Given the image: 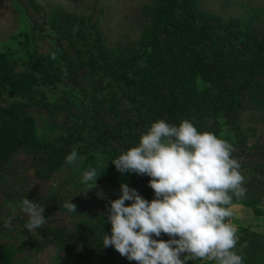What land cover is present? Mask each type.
Masks as SVG:
<instances>
[{
  "label": "trees",
  "instance_id": "trees-1",
  "mask_svg": "<svg viewBox=\"0 0 264 264\" xmlns=\"http://www.w3.org/2000/svg\"><path fill=\"white\" fill-rule=\"evenodd\" d=\"M28 3L41 14L36 0ZM143 14L150 20L145 23L144 40L134 49L109 47L90 19L52 13L46 28L55 37L51 53L39 54L36 47L32 52L29 41L16 50L19 59L15 52L0 50V207L6 204L28 235L24 240L17 237L19 245L8 241L0 247V264L22 263L18 251L31 246L35 254L53 247L56 264H136L102 244L103 235H110L108 202L119 197L121 183L146 200L154 194L147 175L121 174L111 160L135 146L140 133L158 119L176 126L188 119L198 130L232 143L246 189L245 197L233 198L232 205L242 203L255 216L264 213V141L248 143L238 122L244 109L264 112V29L202 9L196 0H155L143 8ZM41 20L46 22L43 16ZM19 61L23 70H15ZM73 93L88 99L91 115L50 138L55 124L44 117L51 116L48 106L55 101H43ZM36 118H41L40 135ZM75 147L82 160L65 164ZM17 157L25 164L20 167L24 176L31 170L49 181L62 169L70 176L39 198L24 190L11 193L2 183ZM106 163L96 180L98 187L88 191L90 196L81 193L86 188L82 172L89 167L102 170ZM101 190L106 198L98 197ZM24 195L44 205L43 215L48 218L33 234L18 207ZM66 201L76 205L75 213L63 207ZM59 212L67 218L66 224L49 218ZM237 235L234 250L244 258L243 264H264V232L244 226ZM154 238L169 239L163 233Z\"/></svg>",
  "mask_w": 264,
  "mask_h": 264
},
{
  "label": "clouds",
  "instance_id": "clouds-1",
  "mask_svg": "<svg viewBox=\"0 0 264 264\" xmlns=\"http://www.w3.org/2000/svg\"><path fill=\"white\" fill-rule=\"evenodd\" d=\"M233 152L228 140L198 130L188 119L178 126L162 119L152 122L140 133L138 143L111 163L121 174L147 175L153 199L146 200L121 183L119 197L108 202L106 217L111 227L110 235H103V246L136 264H189L192 260L243 264L244 258L234 250L238 228L231 219L233 198L246 195L245 177ZM79 159L73 149L65 164L76 165ZM106 166L82 172L86 188L81 193L98 187L96 180ZM97 195L106 198L103 190ZM126 201L131 203L126 206ZM18 207L28 218L29 230L47 223L44 205L24 195ZM63 207L76 212V205L69 201ZM12 219H6L5 227L11 226ZM162 233L169 239L154 238Z\"/></svg>",
  "mask_w": 264,
  "mask_h": 264
},
{
  "label": "rangeland",
  "instance_id": "rangeland-1",
  "mask_svg": "<svg viewBox=\"0 0 264 264\" xmlns=\"http://www.w3.org/2000/svg\"><path fill=\"white\" fill-rule=\"evenodd\" d=\"M36 1L42 9L41 14H38L32 9L28 0H0V50L8 53L15 52L13 53L15 59H19L16 50L21 48L22 42L25 41H29L30 45H27L32 52L33 48L36 47L39 54L51 53V47L55 37L53 38L52 31L46 30V28L52 21V13L56 14V16L78 14L84 18L85 22L90 19L93 25L100 31L102 37H104L106 44L111 48L123 50L137 48L146 35L144 31L145 23L147 26L150 20L148 16H144L143 8L150 7L155 0ZM196 2L202 9L217 13L222 17L232 18L233 20L237 19L240 22L251 23L256 28L264 29V0H196ZM42 16L46 20L45 23L41 20ZM23 69L24 64L19 61L15 70ZM60 96V98L56 99L49 96L43 101L45 103L55 101L48 106V111L51 112V116L45 115L44 117V119L52 118L55 124V131L50 133V138L60 131L65 133V129L71 124H82V119L85 114L89 113L91 115V110L87 109V104L89 103L86 100L88 99L84 98L86 100L83 101L81 94L77 95L73 93ZM67 99L69 100L66 103L65 101ZM238 122L240 123L241 130L248 135V143L253 145L264 141V112H260L259 109H244L240 114ZM36 123L39 129L38 134L40 135L41 118H36ZM1 146H3V142ZM76 151L80 158L78 162H80L83 156L78 148H76ZM19 159L21 158H16L18 161H15L11 173L7 175V180L2 183L5 185L6 190L11 189V193L16 190H24L31 192L34 197L39 198L43 194H46L49 188L57 186L64 177L67 178L70 176L68 173L66 174L65 169L59 171L49 181L45 178L44 180L34 176L31 170L26 171V175L24 176V171L21 168L25 164L19 162ZM87 194L88 196L91 195L89 192ZM70 195H74L73 190L70 191ZM8 211L9 209L6 204L2 208L0 207V224H2L0 225V247L11 243L8 241L19 245L21 241L19 238L21 236L23 240L28 237V235L21 231L23 222L18 223L14 218L12 219L11 226L5 227L6 219L10 216L12 217ZM232 211L234 216L231 222L238 229L247 226L253 230L264 232V213L255 216L252 209L242 203L233 204ZM49 218L52 220V223L65 220L66 224L67 221V218L65 219L62 212L55 215L51 214ZM29 231L31 234L34 232L33 230ZM32 249L31 246V249H24L21 252L18 251L17 257L21 258V260L23 259V262L19 264H56L54 260L55 249L53 247L47 246L36 254L34 249Z\"/></svg>",
  "mask_w": 264,
  "mask_h": 264
}]
</instances>
